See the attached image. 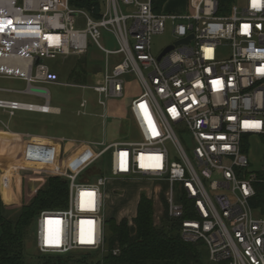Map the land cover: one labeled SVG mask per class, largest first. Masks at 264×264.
I'll return each mask as SVG.
<instances>
[{"label":"built area","instance_id":"obj_1","mask_svg":"<svg viewBox=\"0 0 264 264\" xmlns=\"http://www.w3.org/2000/svg\"><path fill=\"white\" fill-rule=\"evenodd\" d=\"M96 2L94 16L69 0H0V77L23 81L24 93L42 98L41 106L49 108L48 93L36 84L91 89L103 108L122 96L124 75L135 74L142 86L129 107L140 140L105 146L73 175L59 176L68 181L67 207L38 214L36 250L104 252L102 189L110 179L146 180L166 185L149 194L164 190V214L184 242L202 245L209 264H264V213L254 206L256 186L264 185V0H187L181 15L154 12L152 0ZM78 16L83 29L76 28ZM167 28L172 49L153 56L151 38ZM102 31L112 35L116 50L101 45ZM90 46L106 58L94 86L60 83L44 64L83 56ZM37 107L0 100L10 116L51 113ZM180 131L189 135V153ZM252 139L262 151L257 170L247 156ZM107 151L109 176L79 181Z\"/></svg>","mask_w":264,"mask_h":264},{"label":"rangeland","instance_id":"obj_2","mask_svg":"<svg viewBox=\"0 0 264 264\" xmlns=\"http://www.w3.org/2000/svg\"><path fill=\"white\" fill-rule=\"evenodd\" d=\"M241 3L242 0H237L238 5ZM186 10L187 0H163L160 4L159 11L156 13L181 15L185 14ZM76 28H84L83 17H76ZM174 42L175 39L168 28L162 34L152 36V55L157 56L165 47ZM100 43L109 50H116L118 48L112 35L103 31ZM116 60L117 57L109 58L110 63ZM105 62V56L95 46H90L85 56L71 55L57 57L55 59H46L44 64L58 75L60 83L94 86L101 80L100 74L104 70ZM122 81V96L117 99H108L105 108L98 105V97L91 89L58 84H36V87L48 91L50 97L49 106L58 108L60 113L58 115H41L35 112L16 111L12 117L6 111L0 109V121L6 124L8 128L22 133L59 137L65 141L75 142L74 153L71 152L68 158L70 157L71 161L73 159L76 162L78 160L81 161V159H86L89 155L102 150L105 146L112 143L140 140L139 133L131 120L129 107L131 102L142 94V86L133 73L124 75ZM25 89L26 84L20 80L0 77L1 101H15L38 106L45 103L42 98L23 94L22 92ZM5 90H8V92ZM82 102L86 103L84 107H80ZM178 139L189 153L192 145L189 135L185 131H180L178 132ZM257 141L258 139H252L247 154L252 170H257L261 166L260 159L262 151ZM109 157V151L102 154L83 171L78 180L80 181L83 178L84 181L94 182L99 176L108 177L110 167ZM53 176L45 175L42 177L43 179H47ZM155 186H160L163 189L166 188L164 183L154 182L152 184L146 180L110 179L108 184L102 189L104 195L103 217L105 221L113 219L119 223L122 220H126L130 226L131 221L135 218V216H132L136 209L137 195L144 190L146 195L141 193L140 196L143 195L152 201L154 225L157 227L161 226L164 216V190L162 189L160 192H152L149 194ZM259 187V189H262L261 197L263 198V204L258 207L264 213V185H259ZM1 191L5 201L11 199L9 181L5 175H1ZM1 215L14 221L19 215V208H5L2 210ZM105 236H109L107 230L105 231ZM200 248L204 250L203 247ZM105 252L88 255L87 253H77L71 255V259H94L104 255ZM24 254L30 259L36 257L39 260L43 259L49 262H55V258H49L48 255H42L36 250L34 228L31 229L25 239ZM203 262L208 264L206 255L203 257Z\"/></svg>","mask_w":264,"mask_h":264},{"label":"trees","instance_id":"obj_3","mask_svg":"<svg viewBox=\"0 0 264 264\" xmlns=\"http://www.w3.org/2000/svg\"><path fill=\"white\" fill-rule=\"evenodd\" d=\"M231 1V0H224ZM163 0H152L153 9L159 11ZM74 9L85 10L97 16L99 3L96 0H69ZM81 177V175H80ZM84 181L83 178L80 179ZM256 186L254 206L263 204L262 189ZM68 181L61 177H48L35 196L19 208V215L11 221L1 215L5 207L0 200V264H205L207 254L201 244L184 242L177 233V223L170 221L166 214L162 225L157 227L153 220V203L141 195L136 207V216L128 225L126 220L119 223L113 219L104 223L105 254L94 259H71V255L51 256L55 262L27 258L24 243L34 227L38 214L43 210L65 209L68 203ZM109 236H105V231ZM118 249L117 255L113 250ZM99 254V252H93ZM93 253H87L93 254ZM209 264V263H208Z\"/></svg>","mask_w":264,"mask_h":264},{"label":"crops","instance_id":"obj_4","mask_svg":"<svg viewBox=\"0 0 264 264\" xmlns=\"http://www.w3.org/2000/svg\"><path fill=\"white\" fill-rule=\"evenodd\" d=\"M5 91L8 92V90ZM24 91L23 94H25ZM48 99L50 100L49 93ZM49 108L54 110L49 114L60 113L58 108L50 106ZM11 116L13 117L14 114ZM74 144L76 143L59 137L12 130L0 121V200L2 205L5 208H11L27 204L44 185L46 179L42 176L73 175L97 154L95 152L81 161L76 162L74 159L71 161L68 155H71V152L74 153ZM1 175H5L9 181L11 199L8 201L2 197ZM141 193L146 195L144 190ZM140 194L137 195V204ZM134 216H136V209L132 217Z\"/></svg>","mask_w":264,"mask_h":264},{"label":"water","instance_id":"obj_5","mask_svg":"<svg viewBox=\"0 0 264 264\" xmlns=\"http://www.w3.org/2000/svg\"><path fill=\"white\" fill-rule=\"evenodd\" d=\"M188 41H189V39H186V40H183V41H181V42L188 43ZM171 49H172V46L167 47V48L165 49V51L160 55V57H161L162 55H164L165 53L169 52ZM160 57H159L158 59H160Z\"/></svg>","mask_w":264,"mask_h":264},{"label":"bare ground","instance_id":"obj_6","mask_svg":"<svg viewBox=\"0 0 264 264\" xmlns=\"http://www.w3.org/2000/svg\"><path fill=\"white\" fill-rule=\"evenodd\" d=\"M37 108L40 109V110H44V112H53L54 111V110H52V109H50V108H48L46 106H38Z\"/></svg>","mask_w":264,"mask_h":264}]
</instances>
